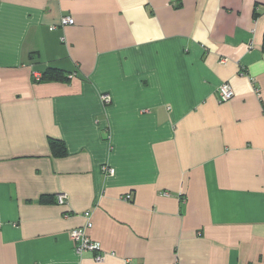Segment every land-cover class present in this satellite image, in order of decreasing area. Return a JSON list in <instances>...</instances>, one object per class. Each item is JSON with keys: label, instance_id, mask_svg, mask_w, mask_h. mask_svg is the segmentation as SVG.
<instances>
[{"label": "crops", "instance_id": "1", "mask_svg": "<svg viewBox=\"0 0 264 264\" xmlns=\"http://www.w3.org/2000/svg\"><path fill=\"white\" fill-rule=\"evenodd\" d=\"M263 42L264 0H0V264H264Z\"/></svg>", "mask_w": 264, "mask_h": 264}, {"label": "built area", "instance_id": "2", "mask_svg": "<svg viewBox=\"0 0 264 264\" xmlns=\"http://www.w3.org/2000/svg\"><path fill=\"white\" fill-rule=\"evenodd\" d=\"M75 21L72 17H63L61 20V26L66 27L68 25H74ZM52 30L55 29V27L51 28ZM62 41H65L63 38ZM235 96V91L231 87L230 84L228 83H223L219 87V98L221 102H228L231 99H233ZM105 100L109 101L108 97H104ZM105 172H110V174H113L114 171L113 169H108L107 167L104 168ZM130 196L126 197L125 200L128 201L130 200ZM67 200L66 195H59L58 201L60 204H64ZM85 217L87 218V223L84 227L74 229L70 232V237L73 240V242L76 243V248L79 253L83 252H94L96 253L95 261L97 263H102L105 260V255L102 253V248L100 244L92 241L90 237L87 234V230L91 229L93 226V223L91 221V213L86 212ZM126 264H140L137 262H134L132 260L126 261Z\"/></svg>", "mask_w": 264, "mask_h": 264}, {"label": "trees", "instance_id": "3", "mask_svg": "<svg viewBox=\"0 0 264 264\" xmlns=\"http://www.w3.org/2000/svg\"><path fill=\"white\" fill-rule=\"evenodd\" d=\"M263 48H264V42H263ZM62 77L61 74L59 73V71L55 70V69H48L46 71V73L42 76V79H56V80H60ZM66 78V77H65ZM51 148L53 150V152L57 155H61L62 152L61 150L57 149V145L55 141H51Z\"/></svg>", "mask_w": 264, "mask_h": 264}]
</instances>
